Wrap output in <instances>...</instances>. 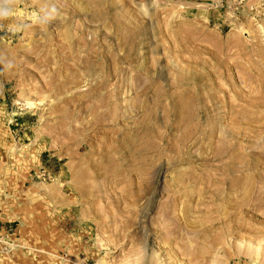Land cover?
Listing matches in <instances>:
<instances>
[{
  "label": "rangeland",
  "instance_id": "rangeland-1",
  "mask_svg": "<svg viewBox=\"0 0 264 264\" xmlns=\"http://www.w3.org/2000/svg\"><path fill=\"white\" fill-rule=\"evenodd\" d=\"M0 264H264V0H0Z\"/></svg>",
  "mask_w": 264,
  "mask_h": 264
}]
</instances>
